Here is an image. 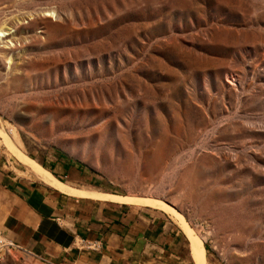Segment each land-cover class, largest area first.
<instances>
[{"label": "rangeland", "instance_id": "374dc122", "mask_svg": "<svg viewBox=\"0 0 264 264\" xmlns=\"http://www.w3.org/2000/svg\"><path fill=\"white\" fill-rule=\"evenodd\" d=\"M5 1L8 145L74 188L171 205L210 264H264V0ZM39 262L0 231V264Z\"/></svg>", "mask_w": 264, "mask_h": 264}, {"label": "crops", "instance_id": "0c3cea01", "mask_svg": "<svg viewBox=\"0 0 264 264\" xmlns=\"http://www.w3.org/2000/svg\"><path fill=\"white\" fill-rule=\"evenodd\" d=\"M2 140L17 161L13 164L0 150V231L40 264H189L187 240L192 262L199 264L190 238L176 222L185 237L157 213L122 209L116 205H137L96 199L90 195L97 191L77 189L57 178L71 190L62 191L30 163L49 170ZM58 169L56 165L54 171ZM205 256L210 264L207 251Z\"/></svg>", "mask_w": 264, "mask_h": 264}, {"label": "bare ground", "instance_id": "6f19581e", "mask_svg": "<svg viewBox=\"0 0 264 264\" xmlns=\"http://www.w3.org/2000/svg\"><path fill=\"white\" fill-rule=\"evenodd\" d=\"M6 4H7V2L5 0H0V7H3V6L5 7ZM46 17H49V16H46ZM0 137H2V136H0ZM8 142H10V141H8ZM6 144L8 145V143H6ZM10 146H12V145L10 144ZM10 146H9V148H10ZM26 159H27V157H26ZM30 164L32 165V167L34 168L36 173L39 174L41 177H43L48 183H50L51 185H53V186H55L57 188L62 189V191L71 192V190H70V188L68 186H65L63 183L58 181L57 178H55L51 173L47 172L46 170H43L38 165H36L34 162L30 163ZM72 192H75V191H72ZM75 193H78V192H75ZM90 196H92V197H94L96 199H101V200H104V201H108L110 203L112 202V203H118V204H123V205L144 206V207H150V208H154V209H159V210H162V211L166 212L167 214L170 215V217L172 219H174V221L177 223V225L180 227V229L190 238L191 243H192V253H193V257H194L195 261H197L199 264H206V256H205L206 249H205V246H204L203 242L197 236L195 231L190 227V225L188 224L187 220L180 213H178L174 208L169 206L167 203H164V202H161V201H157V200L155 201V200L147 199V198H145V199H137V198H129V197H121V196L103 194V193H98V192H94Z\"/></svg>", "mask_w": 264, "mask_h": 264}, {"label": "built area", "instance_id": "2783aa9c", "mask_svg": "<svg viewBox=\"0 0 264 264\" xmlns=\"http://www.w3.org/2000/svg\"><path fill=\"white\" fill-rule=\"evenodd\" d=\"M10 246H14L12 243H10ZM42 262L44 263V264H49L48 263V261H46V260H42Z\"/></svg>", "mask_w": 264, "mask_h": 264}, {"label": "water", "instance_id": "95a60500", "mask_svg": "<svg viewBox=\"0 0 264 264\" xmlns=\"http://www.w3.org/2000/svg\"><path fill=\"white\" fill-rule=\"evenodd\" d=\"M169 205V204H168ZM169 206H171V205H169ZM172 207V206H171ZM173 208V207H172Z\"/></svg>", "mask_w": 264, "mask_h": 264}]
</instances>
